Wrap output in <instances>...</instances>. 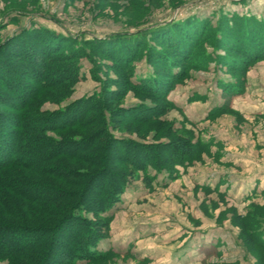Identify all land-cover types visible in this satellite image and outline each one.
<instances>
[{"label":"trees","instance_id":"obj_1","mask_svg":"<svg viewBox=\"0 0 264 264\" xmlns=\"http://www.w3.org/2000/svg\"><path fill=\"white\" fill-rule=\"evenodd\" d=\"M208 22L193 15L154 29L160 48L151 46L146 54L157 73L137 79L133 63L146 43L142 29L80 41L41 27L3 38L6 25L0 23V83L14 96L0 89V264H92L110 257V250L96 246L109 233L111 210L131 178L141 171L151 186L158 172L173 173L178 163L187 166L198 158L199 143L176 137L162 117L172 105L168 94L175 83L190 68L202 66L198 54L210 42ZM246 30L236 46H227L243 63L226 64L242 75L264 58V23L256 31ZM92 53L110 59L123 79H102L100 90L59 109L43 108L47 101L61 103L72 94L79 61L92 60ZM20 62L23 71L17 68ZM25 67L36 70V79ZM16 76L31 79L16 83ZM222 86L228 94L240 93L245 79ZM130 90L142 101L119 105ZM222 109L231 107L227 102ZM156 124L157 136L166 133L167 141L141 142L115 132L126 126L146 137ZM252 207L245 214L233 209V223L245 244L259 251L258 264H264V204Z\"/></svg>","mask_w":264,"mask_h":264},{"label":"rangeland","instance_id":"obj_2","mask_svg":"<svg viewBox=\"0 0 264 264\" xmlns=\"http://www.w3.org/2000/svg\"><path fill=\"white\" fill-rule=\"evenodd\" d=\"M193 15L209 21L210 42L205 40L198 54L201 68H190L169 92L172 105L162 120L170 123L176 137L199 143V156L187 166L178 163L173 173L158 172L151 186L144 183L141 171L131 178L111 210L109 233L96 246L111 255L92 264H258L259 251L245 244L233 213L245 214L254 202L264 204V58L246 75L226 62L243 61L227 46H236L246 29H261L264 0H0L3 38L41 27L80 41L146 31L144 48L133 63V79L157 73L146 54L151 46L160 48L151 32ZM111 63L101 55L81 58L72 94L61 103L47 101L43 108L59 109L100 90L102 79H123ZM23 67L20 62L17 68ZM27 70L36 79V70ZM27 76H16V83L31 79ZM243 79L240 93L228 94L222 86ZM0 89L14 98L13 90L2 83ZM141 101L130 90L119 105ZM227 102L231 109L220 110ZM115 132L147 143L169 138L166 133L157 136L158 124L146 131V137L126 126Z\"/></svg>","mask_w":264,"mask_h":264}]
</instances>
